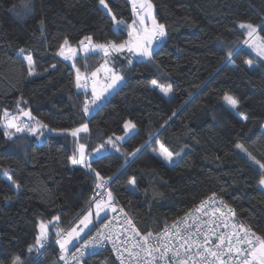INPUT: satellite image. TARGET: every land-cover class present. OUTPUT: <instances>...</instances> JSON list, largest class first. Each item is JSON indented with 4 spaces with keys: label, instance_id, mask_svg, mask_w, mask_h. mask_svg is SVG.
Here are the masks:
<instances>
[{
    "label": "trees",
    "instance_id": "obj_1",
    "mask_svg": "<svg viewBox=\"0 0 264 264\" xmlns=\"http://www.w3.org/2000/svg\"><path fill=\"white\" fill-rule=\"evenodd\" d=\"M106 2L117 19L134 20L128 0ZM151 3L157 23L166 26V42L156 47L152 62L135 59L128 65L122 60L116 69L125 80L85 115L83 103L90 91L76 89L72 62L57 57V47L64 36L73 46L89 35L94 43L118 42L127 38L128 29L122 27L114 35L111 18L98 0H33L31 12L19 8L20 0H0V116L5 108L16 112V101L22 98L26 101L22 107L51 129L87 123L89 132L81 133L79 142L88 153L108 137L121 135L124 121L130 119L137 127L117 143L120 150L112 148L94 159L92 167L103 177H112L110 191L142 233L156 232L216 193L232 206L237 220L264 238L258 165L235 148L236 143L243 144L264 163V143L258 138L264 124V61L243 44L246 29L238 26L260 25L257 36L264 38V0ZM13 5L16 9L10 10ZM21 48L23 55H32L38 75L28 76ZM230 49L238 52L227 63ZM249 59L255 63L251 69L244 64ZM103 60L102 54L87 58L79 54L76 67L83 77L89 76ZM153 79L170 84L173 91L164 96L151 85ZM225 93L239 99L238 111L247 121L223 104ZM5 131L14 130L5 129L0 121V264H11L16 256L25 264H58L60 252L54 243L42 256L26 251L34 243L37 217L51 220L59 215L60 226L68 228L75 214L88 206L94 174L69 163L76 147L69 134L47 133L39 138L27 134L8 140ZM146 141L135 157L127 155ZM156 141L173 153L183 151L167 164L153 152L159 148ZM4 169L21 186L19 192ZM132 178L134 187L128 184ZM80 264L116 263L108 252L100 251Z\"/></svg>",
    "mask_w": 264,
    "mask_h": 264
},
{
    "label": "snow or ice",
    "instance_id": "obj_2",
    "mask_svg": "<svg viewBox=\"0 0 264 264\" xmlns=\"http://www.w3.org/2000/svg\"><path fill=\"white\" fill-rule=\"evenodd\" d=\"M131 3L134 12H137L136 5L139 4L142 14L138 13V20L127 23L123 19H117L106 0H98L99 6L105 10V14L111 18L114 35L118 36L121 28L125 27L128 29L127 39L118 42L116 40H106L104 42L94 43L92 36L89 35L84 36L83 39L77 42L76 46H73L69 37L64 36L57 47L55 55L61 57L63 61L72 62L71 66L76 71L74 83L77 90L86 89L88 82V78L83 77L80 69L76 67V60L79 58L80 52H84L85 58L90 55L100 54L104 57V63L91 73L92 99L91 101L85 99L83 103L82 111L85 115H90L95 108L99 107L97 102L104 98L105 93L111 95L109 89L115 90L116 86L125 80V77L118 73L114 64L112 67H109V59L113 58V54H122L125 51L131 54V56L125 57L128 65L133 63L131 57H135L140 62H152L155 60L156 47L166 42V26L157 23L153 15V4L151 0H131ZM16 7V5H13L10 10H15ZM33 7V0H20L19 8L21 10L31 12ZM149 19L152 22L151 27L146 25V20ZM40 25L41 35H43L45 31L43 20L40 21ZM136 25H139V27ZM238 26L240 29H246L247 39L243 41V44L252 48L261 60L264 61V38L257 36V28L261 26L252 23H239ZM217 39H219V37ZM19 51L23 55L25 49L21 48ZM237 52V49L228 50L226 62L232 63L233 57ZM23 59L27 61L28 76L32 77L38 75V73L35 72L32 55L30 53L23 55ZM244 64L249 69L255 66L254 62L250 59L245 60ZM51 67L55 69L56 65L53 64ZM101 70L105 72L106 79L110 80L111 83H108L106 87L98 93L96 77ZM151 85L154 88H158L164 96H168L173 91L170 84H161L156 79L151 81ZM222 102L229 110L239 116L241 120L247 121L248 117L242 115L238 111L240 101L235 95L225 93L222 96ZM25 103L26 101H23L22 98L16 101V114L14 115L6 108L3 110V114L0 116L3 127L5 129H14V131H5L6 139H21L27 134L39 138L44 135L41 129H45L49 132L69 134L76 142V147L72 155L68 157L69 163L74 167L79 166L87 172L93 173L96 180L94 195L90 198L88 206L80 209L75 214L73 219L69 222L67 231L60 226L61 217L59 215L52 216L51 220H43L37 217L34 243L29 244L26 251L28 253L35 252L38 256L44 255L47 248L52 245L53 237H55L54 244L59 246L60 255L58 259L63 261L64 264H69V259L66 254L71 253V261H74L75 264H79L80 258H83L89 252L95 251L97 248H103L105 246V241H111L113 250L118 251V238L113 239L112 235H105L101 229L96 228L93 221V217H95L97 221L102 222V227H108L103 221L107 220L106 208L110 206L109 202H114V198L112 192L108 191L106 193L108 197L107 202L102 198L97 199V196H103L104 194L95 190L104 189L112 177H103L99 171L92 167V161L101 158L105 152L109 151L106 145H111L112 148L119 151L120 149L117 147V143L124 141L125 136L135 130L137 125L130 119L125 120L123 123L125 136H115L114 138L110 136L106 141L94 148L91 153H88L86 152V145L79 142L80 134H87L89 132L87 123H82L79 127L72 129H51L47 124L36 119L30 110H26L22 107V104ZM175 114L174 112L173 116ZM25 118L31 123L25 122ZM170 119L171 117H169V120ZM167 123L168 121H165L164 124L161 125V128ZM17 134H20V136H17ZM156 143L159 145V148L158 150L153 149V152L169 164L173 162L174 156L179 157L183 151V149H181V152L173 153L163 143L159 141H156ZM147 144L148 142L146 141L145 144L127 155L135 157ZM235 148L240 153H244L247 160L251 161L254 165H258V183L264 188V163L257 160L243 144L236 143ZM7 171V169H4L7 180L10 181L15 190L19 192L21 186L13 180L11 175H7ZM128 184L134 187L136 184L135 178L130 179ZM215 199L216 193H213L211 197L202 200L199 205L195 206L194 210H189L185 213L184 217L174 221L171 229L166 226L163 233L157 234L156 237H153L152 232H147L141 236L135 226L132 225V221L126 218L125 222L132 227V231L135 232L137 236H140L143 242L137 241L131 245V248H125L124 251L128 253L130 258L135 259L138 264H264V238L257 236L244 225H240L238 228L236 225H233V228H236V230L231 234H217L215 229H210L207 232L202 230L201 224L197 223L199 217L194 216V213L203 211L204 215H207L208 213L204 211V209L210 203H214ZM6 202H10V200L6 198ZM220 203L223 205V201ZM224 207H226V205H224ZM93 208L95 209L94 213ZM111 210L115 211L116 209L113 207ZM120 211L123 212V209ZM102 212L105 213L103 217L101 216ZM228 212L232 217H235L236 213L233 209L229 208ZM215 213H220L221 216H224V213L221 212L219 207L214 209V214ZM189 219L193 221L191 224L188 222ZM207 223L209 222H205V225ZM90 225L92 227H89ZM181 225H183V230H181ZM224 227H227V223H224ZM85 229L88 231L85 232ZM93 229H95L97 233L95 236L91 234ZM82 233L83 236L81 235ZM213 237H215V239H213ZM150 239H154L155 243H149ZM72 249H75V251H72ZM132 249L137 250L133 251ZM193 249L195 250L193 251ZM141 253L144 255L141 256ZM77 254L79 255L77 256ZM117 259L121 260V264H123L120 255L117 256ZM11 264H25V261L20 256H16L12 259Z\"/></svg>",
    "mask_w": 264,
    "mask_h": 264
},
{
    "label": "built area",
    "instance_id": "obj_3",
    "mask_svg": "<svg viewBox=\"0 0 264 264\" xmlns=\"http://www.w3.org/2000/svg\"><path fill=\"white\" fill-rule=\"evenodd\" d=\"M109 182L107 184V186L104 189H100V190H95V191H99L102 192L104 195L103 196H97V199H103L106 198L107 195L106 193L108 191H110V187H109ZM95 189V188H94ZM94 189L90 191L89 193V200L90 198L94 195ZM211 195H208L202 199H200L197 203H195L190 209H188L186 212H188L189 210H194L195 206L199 205L200 202L202 200H205L209 197H211ZM114 198V202H109L110 206L108 207V211H107V220L103 221V223H106L108 225V227H102V222L98 221V223L96 224V228L101 229V231H103V233L105 235H112L113 239H117L118 238V242H117V249L118 251H114L113 250V245L111 241H105L104 242V247L103 248H97L95 249V251L93 252H89L88 254H86L83 258H80V262L79 264L86 259L87 257H89L90 255L96 253V252H108L110 254V256L113 258V260L115 261L116 264H121V260L117 259V256L120 255L121 259L123 260V264H138V262L133 259L130 258L128 256V253L124 251L125 248H131V245L136 243L137 241H140L141 243L143 242L140 238V236H137L135 234V232L132 231V227H130L126 222V218L128 220L132 221V225L135 226L136 230L141 234V236L144 235V233H142L138 227L136 226V224L134 223L133 219L131 218V216L128 214V212L125 210V208L123 207V205L113 196ZM88 200V203H89ZM221 201H223V199L219 196L216 195V199L214 203H210L209 205L206 206V208L204 209V211H206L208 214L204 215V212H199V213H194V216L199 217V220L197 221V223L201 224L202 226V230L207 232L210 229H215L217 234H231L233 231L236 230V228H233V225H236V227L238 228L240 225H244L245 227L249 228L251 230V232L255 233L257 236H260L259 234H257L247 223H244L242 221L237 220L236 216L232 217L231 214L228 212V209L232 208L231 205L227 204L226 202L223 201V205H221ZM224 205H226V207H224ZM115 208V211H112V208ZM219 207L221 209V212L224 213V216H221L220 213H215L214 214V209ZM123 209V212H121L120 210ZM234 210V209H233ZM184 212L181 216H179L178 218L170 221L169 223L165 224L164 226H162L161 228H159L156 232L153 233V237H156L157 234H162L163 230L165 229V227L167 226L169 229L172 228L173 222L177 221L178 219L182 218L185 216ZM190 224L193 222L192 219H189L188 221ZM205 222H209L205 225ZM224 223H227V227H224ZM66 231V229H64ZM181 230H183V225H181ZM174 231V229H173ZM93 236H95L96 230L93 229L92 233ZM262 237V236H260ZM213 239H215V237H213ZM149 243H155L154 239H150ZM133 251H136L137 249H132ZM195 249H193L194 251ZM72 251H75V249H72ZM68 259H69V264H75L74 261H71V253L66 254ZM79 254H77L78 256ZM144 254L141 253V256H143ZM58 264H64L63 261H60L58 259Z\"/></svg>",
    "mask_w": 264,
    "mask_h": 264
},
{
    "label": "rangeland",
    "instance_id": "obj_4",
    "mask_svg": "<svg viewBox=\"0 0 264 264\" xmlns=\"http://www.w3.org/2000/svg\"><path fill=\"white\" fill-rule=\"evenodd\" d=\"M136 8H137V12H134L135 13V17H134V20H138L139 19V15H138V13L139 14H142V10L140 9V6H139V4H137L136 5ZM152 11H153V15H154V10L152 9ZM132 23V22H131ZM151 24H152V22H151V20L149 19V20H146V25L148 26V27H151ZM137 27H139V25H136ZM128 38V37H127ZM126 38V39H127ZM246 47H248L249 49H250V51H252L254 54H256L257 55V53L252 49V48H250L248 45H246ZM80 54H83L84 55V52L83 51H81L80 52ZM129 56H131V54H129V53H127L126 51L124 52V53H122V54H113V58H110L109 59V67H112L113 66V64H114V66H115V68L117 67V65L122 61V60H126L125 59V57H129ZM258 56V55H257ZM259 57V56H258ZM133 60H135L136 58L135 57H131ZM260 58V57H259ZM104 63V60H103V62L100 64V65H102ZM100 65L97 67V68H99L100 67ZM254 65H255V63H254ZM96 68V69H97ZM95 69V70H96ZM94 70V71H95ZM119 73V72H118ZM120 74V73H119ZM121 75V74H120ZM85 77H87L88 78V82H87V88L85 89V90H89L90 91V97H89V101H91V99H92V79H91V75H89V76H85ZM96 80H97V92L99 93V92H101L105 87H106V85L108 84V83H111V81L110 80H108V79H106V74H105V72L103 71V70H101V72H99L98 74H97V77H96ZM120 84H122V82L121 83H119L117 86H116V88L115 89H117L119 86H120ZM114 90H112V89H109V92H113ZM109 96V94L108 93H105L104 94V98L101 100V101H98L97 103L98 104H100L101 102H103V100L106 98V97H108ZM13 115L14 114H16V112H14V113H12ZM25 122H27V123H31L30 121H27V118H25ZM77 127H79V126H77ZM76 128V127H75ZM11 130H14V129H11ZM41 131H43L44 132V135L43 136H45L47 133H54V134H57V132H49V131H47V130H45V129H41ZM134 131V130H133ZM132 131V132H133ZM132 132H130V133H128V135L127 136H125V132L123 131V133L121 134V135H117V136H125V138L126 137H128ZM58 134H61V133H58ZM258 138L264 143V124H263V126H262V129H261V132L259 133V135H258ZM109 147H110V149L109 150H112V147H111V145H109ZM158 150V149H157ZM108 152V151H107ZM106 153V152H105ZM104 153V154H105ZM160 157V156H159ZM161 158V157H160ZM162 159V158H161ZM163 160V159H162ZM164 161V160H163ZM165 162V161H164ZM165 163H167L168 164V162H165ZM258 186H259V188L263 191V193H264V188H262L260 185H259V183H258ZM106 202L108 201V197H106V198H103ZM107 211H108V207L106 208V214H107ZM95 212V209L93 208V213ZM105 215V213L104 212H102L101 213V216L103 217ZM93 221H94V223H96V222H98L96 219H95V217H93ZM89 227H92L91 225L89 226ZM69 228V227H68ZM68 228H65L66 229V231L68 230ZM88 230L87 229H85V232H87ZM82 236H83V233L81 234ZM263 238V237H262ZM54 240H55V237H54V239H53V243H54ZM58 246V245H57ZM71 247V246H70ZM58 248H59V246H58Z\"/></svg>",
    "mask_w": 264,
    "mask_h": 264
},
{
    "label": "water",
    "instance_id": "obj_5",
    "mask_svg": "<svg viewBox=\"0 0 264 264\" xmlns=\"http://www.w3.org/2000/svg\"><path fill=\"white\" fill-rule=\"evenodd\" d=\"M128 2H129V4H132V3H131V0H128Z\"/></svg>",
    "mask_w": 264,
    "mask_h": 264
}]
</instances>
